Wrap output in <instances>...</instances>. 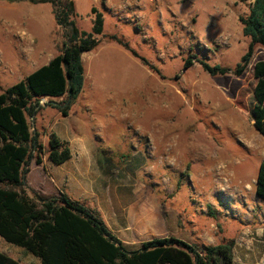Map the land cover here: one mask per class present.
Listing matches in <instances>:
<instances>
[{"label":"rangeland","instance_id":"1","mask_svg":"<svg viewBox=\"0 0 264 264\" xmlns=\"http://www.w3.org/2000/svg\"><path fill=\"white\" fill-rule=\"evenodd\" d=\"M70 1L80 30L90 32L95 7L103 35L124 39L156 72L99 36L100 45L83 59L86 87L61 122L63 138L87 153L77 157L86 168L75 160L45 167L67 182L61 192L113 224L116 202L137 199L124 192L130 184L149 193L187 243L201 248L233 241L250 250L246 264H264V202L255 194L264 136L247 116L254 106L253 66L264 62V49L256 46L243 74H233L249 43L238 18L253 0ZM36 31L44 39H35ZM63 41L50 4L0 0V89L23 79L42 63L40 54L58 52ZM201 63L230 71L213 77ZM63 100H51L29 119L43 145L42 162L48 161L49 133L39 116ZM50 125L58 134L59 126ZM35 157L25 177L28 192L43 180ZM0 252L19 264H40L1 238Z\"/></svg>","mask_w":264,"mask_h":264},{"label":"trees","instance_id":"2","mask_svg":"<svg viewBox=\"0 0 264 264\" xmlns=\"http://www.w3.org/2000/svg\"><path fill=\"white\" fill-rule=\"evenodd\" d=\"M31 4H50L55 23L63 31L64 41L58 53L45 65L23 79L0 89V238L22 248L40 264H232L233 241L198 248L173 236L141 242L134 250L127 249L115 238L100 213L84 201L69 198L64 192L45 196L28 192L25 177L34 152L35 163L42 164L43 145L39 134L32 131L29 119L38 112L41 97L57 103L63 117L80 96L84 85L81 56L95 50L107 38L129 51L145 67L156 72L128 43L116 35H103V16L95 8L90 32L80 30L72 20L74 5L70 0H14ZM242 35L249 43L233 74L240 77L251 62L256 46L264 49V0H253L249 12L239 17ZM191 65L190 59L184 69ZM210 76L225 75L230 70L201 63ZM256 80L250 96L253 108L248 120L264 136V62L253 66ZM46 156L59 166L71 159L67 142L54 133L48 134ZM255 194L264 202V162L258 167ZM138 227H150L151 212L133 208ZM149 225V226H148ZM0 264H19L0 252Z\"/></svg>","mask_w":264,"mask_h":264},{"label":"crops","instance_id":"3","mask_svg":"<svg viewBox=\"0 0 264 264\" xmlns=\"http://www.w3.org/2000/svg\"><path fill=\"white\" fill-rule=\"evenodd\" d=\"M34 37H35V39H44L41 36V33L40 32L38 33L37 31H36ZM57 53L58 52H53V53L50 52L47 55H45L44 53L40 54L39 59L42 60V63L37 65L34 68H31V70L33 71V70L37 69L38 67L45 65ZM84 57H86V53L81 56L82 64H83ZM86 81H87L86 80V72L84 69V82H85L84 84L85 85H83V87H86ZM82 93H83V89H82L81 94ZM51 105H52L51 107L44 108L41 111V114L39 117L41 119H43L42 126L47 127L48 133H54L60 140L68 143L72 156H71V159L68 160L67 162H65L64 164L71 162V160H75L74 165H77V167H80V164H81L83 167L86 168L84 161L82 160V162L80 163L79 159L77 160V157L80 155H86L87 153L85 151L81 152L80 144L68 142L67 140H65V138H63V137H65L64 136L65 134H64V132H62L63 128H61V122H62V118H64V117L61 115V113L57 109L56 104L52 103ZM51 123H52V125L59 126L58 134L53 132V130H51V125H50ZM68 139H71V138L68 136ZM51 164H52L51 162L45 161V160L42 162L41 165L36 164L37 165L36 167L42 171L41 177L43 178V180L41 181L40 185L38 186V189H33V190L38 192V193H41L45 196H58L59 193L62 191L61 189L65 188L67 182L63 181L61 184L60 180H62V178L58 174L55 175V174L51 173L50 171L45 170V167L50 169L49 166ZM59 166H61V165H59ZM109 168H110L109 166L105 165L103 170L106 172L109 170ZM126 185H128L127 187H129L130 189L129 190L125 189L124 192H126L127 195L131 196V198H134L133 196L136 195L137 199H135L133 201L130 200V202H128V204H126V205H123L121 201L116 202V208H115L116 213H114V215H112L113 221H114L113 224L108 223V221L106 219H104V217H102V218H103L104 222L106 223L108 229L110 230L111 234L115 238L120 240L127 249H129V250L137 249L141 242L151 240L153 238H165L168 235H172L175 238H178V239L183 240L185 242L188 241V240H184L182 238H179L178 234H176V232H174L175 227L172 226L173 225L171 223L172 221L168 220V217L165 215V213H162L161 211L159 212L157 210L158 207L156 206L155 202H153V200L150 199L149 193H146V191H143V190H141V191L135 190V189H133V186L130 184H126ZM47 187H49V191L53 187V191H51V194H48V193L45 194L42 192V189L47 188ZM117 188H118V186H117ZM103 190L104 189L102 188L101 191H103ZM88 206H89V204H88ZM89 207L95 208L94 206H89ZM135 207H139L143 210L144 209L150 210L151 215H150V219H149V223H148L150 225V227H148V228L138 227L139 224H137V222L134 218V215H133V211H132L133 208H135ZM189 223H191V221ZM176 225H177V223H176ZM259 238H264L263 231H262V233H260ZM256 247L258 249V246H256ZM261 247H264V245H262ZM232 251H233V253H232L233 264L250 263L248 260H245V258H247V255H248L247 252L250 251L249 249H245L244 246H239V245L236 247V244H235Z\"/></svg>","mask_w":264,"mask_h":264},{"label":"built area","instance_id":"4","mask_svg":"<svg viewBox=\"0 0 264 264\" xmlns=\"http://www.w3.org/2000/svg\"><path fill=\"white\" fill-rule=\"evenodd\" d=\"M49 103V100L47 97H41L39 98L38 102H37V107H44L45 105H47Z\"/></svg>","mask_w":264,"mask_h":264}]
</instances>
